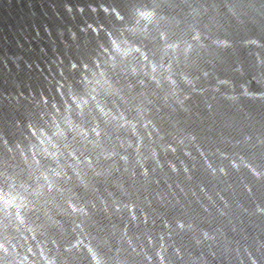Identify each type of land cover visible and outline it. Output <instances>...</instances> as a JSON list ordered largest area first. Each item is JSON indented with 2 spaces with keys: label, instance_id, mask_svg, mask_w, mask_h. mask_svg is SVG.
Here are the masks:
<instances>
[{
  "label": "water",
  "instance_id": "obj_1",
  "mask_svg": "<svg viewBox=\"0 0 264 264\" xmlns=\"http://www.w3.org/2000/svg\"><path fill=\"white\" fill-rule=\"evenodd\" d=\"M0 189V264H264V0H0Z\"/></svg>",
  "mask_w": 264,
  "mask_h": 264
},
{
  "label": "clouds",
  "instance_id": "obj_2",
  "mask_svg": "<svg viewBox=\"0 0 264 264\" xmlns=\"http://www.w3.org/2000/svg\"><path fill=\"white\" fill-rule=\"evenodd\" d=\"M154 13L151 11H142L138 13V20L145 24L152 23ZM18 194H14L10 189H0V206L11 208L18 200Z\"/></svg>",
  "mask_w": 264,
  "mask_h": 264
}]
</instances>
